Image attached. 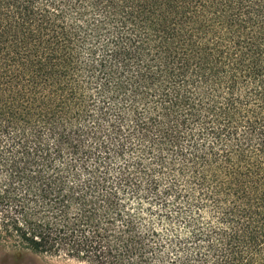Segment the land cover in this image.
<instances>
[{
    "label": "trees",
    "instance_id": "trees-1",
    "mask_svg": "<svg viewBox=\"0 0 264 264\" xmlns=\"http://www.w3.org/2000/svg\"><path fill=\"white\" fill-rule=\"evenodd\" d=\"M0 242L264 264V0H0Z\"/></svg>",
    "mask_w": 264,
    "mask_h": 264
},
{
    "label": "rangeland",
    "instance_id": "rangeland-1",
    "mask_svg": "<svg viewBox=\"0 0 264 264\" xmlns=\"http://www.w3.org/2000/svg\"><path fill=\"white\" fill-rule=\"evenodd\" d=\"M0 264H88L63 255L23 251L0 242Z\"/></svg>",
    "mask_w": 264,
    "mask_h": 264
}]
</instances>
